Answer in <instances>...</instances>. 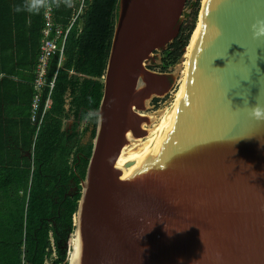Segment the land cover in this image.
<instances>
[{
  "label": "water",
  "instance_id": "obj_1",
  "mask_svg": "<svg viewBox=\"0 0 264 264\" xmlns=\"http://www.w3.org/2000/svg\"><path fill=\"white\" fill-rule=\"evenodd\" d=\"M187 1L119 0L74 264H264V0H205L184 65L147 69Z\"/></svg>",
  "mask_w": 264,
  "mask_h": 264
},
{
  "label": "trees",
  "instance_id": "obj_2",
  "mask_svg": "<svg viewBox=\"0 0 264 264\" xmlns=\"http://www.w3.org/2000/svg\"><path fill=\"white\" fill-rule=\"evenodd\" d=\"M188 8L178 35L161 52L157 66L161 72L179 63L197 29L201 0H188ZM118 9L119 0H84L58 73V57L51 63L49 80L57 73L53 103L35 143L34 170L31 165L11 169L17 178L0 183V264H21L22 259L32 264H69L66 245L75 233L81 182L97 127L87 113L98 111L102 98ZM66 119L76 121L68 134L63 132Z\"/></svg>",
  "mask_w": 264,
  "mask_h": 264
},
{
  "label": "crops",
  "instance_id": "obj_3",
  "mask_svg": "<svg viewBox=\"0 0 264 264\" xmlns=\"http://www.w3.org/2000/svg\"><path fill=\"white\" fill-rule=\"evenodd\" d=\"M51 1L62 25L70 23L81 4ZM29 5L30 0H0V183L6 184L17 178L11 169L31 165L33 171L34 129L29 116L45 5L32 10ZM75 124L66 119L63 132L68 134Z\"/></svg>",
  "mask_w": 264,
  "mask_h": 264
},
{
  "label": "built area",
  "instance_id": "obj_4",
  "mask_svg": "<svg viewBox=\"0 0 264 264\" xmlns=\"http://www.w3.org/2000/svg\"><path fill=\"white\" fill-rule=\"evenodd\" d=\"M84 7V0L76 14L72 16L70 23L64 26L56 21L55 8L51 0H46L44 9V25L41 30L42 39L39 57L35 65L34 79H33V97L30 105V124L34 129L33 139V170H34V148L36 140L43 128L47 113L51 111L53 103V91L55 87V80L58 70L64 60L65 46L71 28L80 17L82 8ZM55 57H58L57 73L54 78L49 80V69ZM21 264H32L30 261L22 259Z\"/></svg>",
  "mask_w": 264,
  "mask_h": 264
},
{
  "label": "rangeland",
  "instance_id": "obj_5",
  "mask_svg": "<svg viewBox=\"0 0 264 264\" xmlns=\"http://www.w3.org/2000/svg\"><path fill=\"white\" fill-rule=\"evenodd\" d=\"M202 4H203V0H201V9H202ZM190 9L188 8V1H187V4L185 6V9H184V12H183V16H181V19H180V25L182 24V22L185 21V12H189ZM200 15V14H199ZM161 52L160 50H157L155 52H153L152 56H151V59L149 61H147L145 63V67L149 70L151 69V71L153 72H157V73H170V72H174L176 70H178L181 66L184 65L186 59L188 58L189 54H190V43L189 45L185 48V55L183 56V58L181 57L179 63L177 65H175L173 68H169L167 71L165 72H161L157 66L160 64V59H161ZM74 236H75V233L73 235H71L70 239L68 240L67 242V245H66V261H69L70 260V257L73 253V250L71 249V246L72 244L74 243ZM71 245V246H70ZM56 258V255L54 254L53 255V259ZM51 262H49L50 264Z\"/></svg>",
  "mask_w": 264,
  "mask_h": 264
},
{
  "label": "clouds",
  "instance_id": "obj_6",
  "mask_svg": "<svg viewBox=\"0 0 264 264\" xmlns=\"http://www.w3.org/2000/svg\"><path fill=\"white\" fill-rule=\"evenodd\" d=\"M46 4V0H30V10L42 7ZM19 11V9H17ZM253 28V36L254 37H261L264 36V22H257V24L252 25ZM89 102H92L91 97H89ZM250 115L253 119L257 121H264V106L259 104L251 107ZM88 119H94L97 122L102 121V113L96 110H89L87 113Z\"/></svg>",
  "mask_w": 264,
  "mask_h": 264
},
{
  "label": "bare ground",
  "instance_id": "obj_7",
  "mask_svg": "<svg viewBox=\"0 0 264 264\" xmlns=\"http://www.w3.org/2000/svg\"><path fill=\"white\" fill-rule=\"evenodd\" d=\"M204 1L205 0H203L202 9L200 10V15H199V18H198L197 29H196L194 35L192 36V39H191V42H190V52H191V49L194 47V45L196 43V40H197V37H198V34H199L200 23H201V20L203 18ZM76 235H77V233L75 232L74 243L71 246L72 247V250H73V253H72L71 257H70L69 264H74Z\"/></svg>",
  "mask_w": 264,
  "mask_h": 264
},
{
  "label": "flooded vegetation",
  "instance_id": "obj_8",
  "mask_svg": "<svg viewBox=\"0 0 264 264\" xmlns=\"http://www.w3.org/2000/svg\"><path fill=\"white\" fill-rule=\"evenodd\" d=\"M156 99H158V98H152L151 99L154 107H155V105H158V103L160 102V99H159V101H155Z\"/></svg>",
  "mask_w": 264,
  "mask_h": 264
}]
</instances>
